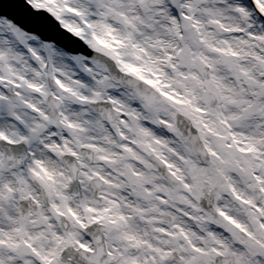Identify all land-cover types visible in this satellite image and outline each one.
Wrapping results in <instances>:
<instances>
[{
	"label": "snow or ice",
	"instance_id": "1",
	"mask_svg": "<svg viewBox=\"0 0 264 264\" xmlns=\"http://www.w3.org/2000/svg\"><path fill=\"white\" fill-rule=\"evenodd\" d=\"M0 264H264V0H0Z\"/></svg>",
	"mask_w": 264,
	"mask_h": 264
}]
</instances>
